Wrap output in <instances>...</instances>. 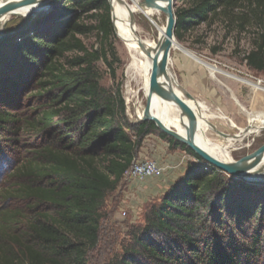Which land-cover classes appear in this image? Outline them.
Here are the masks:
<instances>
[{
	"label": "trees",
	"instance_id": "16d2710c",
	"mask_svg": "<svg viewBox=\"0 0 264 264\" xmlns=\"http://www.w3.org/2000/svg\"><path fill=\"white\" fill-rule=\"evenodd\" d=\"M174 16L177 40L215 24L225 36L248 35L242 61L264 73V0H174ZM9 32L0 39V143L32 142L15 158L0 151V264H89L107 198L153 134L197 162L128 228L105 264H259L264 187L205 164L152 122L131 124L118 87L102 85V66L116 79L107 0H57Z\"/></svg>",
	"mask_w": 264,
	"mask_h": 264
},
{
	"label": "rangeland",
	"instance_id": "374dc122",
	"mask_svg": "<svg viewBox=\"0 0 264 264\" xmlns=\"http://www.w3.org/2000/svg\"><path fill=\"white\" fill-rule=\"evenodd\" d=\"M133 1H139L140 3L146 2L144 0H128V3L132 5ZM20 21V18L12 17L5 29L8 28L9 30L16 28ZM159 21L165 24V13ZM134 27L142 38L149 40L156 39V30L152 28L149 21L142 14H134ZM175 40L180 48L177 49L173 47L171 49L168 66L170 75L176 81L175 88L179 90L177 85L181 83L191 86L194 81L192 77L195 75V72L203 73L210 77L209 69L200 62L215 67L223 72H217L215 73V77H210L211 81L218 87L217 93L210 94V92H205V96L200 95L197 98L205 99L207 104L211 103L209 105L213 106V114L219 117V119L213 121L212 125L215 129L209 128L206 131V138L213 144L220 146L225 145L226 139L217 133L229 137L239 135L240 132L231 127L228 120H234L233 122L236 125L238 124L237 127L244 129L248 124L247 110L251 111L252 109L254 94L251 87L238 79L252 81L253 83L260 81L262 87H264V73H258L249 69L242 61L243 53L249 49L250 37L248 35L239 37L235 33L225 36V31L222 26L220 24H215L211 28L201 25L194 31L186 33L180 40L176 38ZM83 42L89 46L94 44L95 38L93 35H88L83 38ZM110 42L115 50L117 59V61L114 60L112 62L116 79L115 81L111 79L108 75L107 68L102 66L104 71L102 85L105 88L118 87L125 102L126 115L129 122L131 124H138L134 123L139 121L136 116V111L146 106V97L142 89V81L137 77H135L137 78L135 79L127 72L130 57L124 43L116 36V33L115 37H113ZM214 47L219 48L217 53L211 52ZM187 54L192 55L191 57L193 58L189 57ZM226 74L233 77H228ZM226 86L229 89H227ZM259 98L263 99L264 94H260ZM236 99L239 104L241 103L246 109L245 112H241L240 107L236 104ZM226 103L229 106L230 112L229 115H224L228 117V120L220 118L222 115L221 112H223L222 110L227 106ZM22 108H24V105ZM26 142L31 143L32 141L24 140L17 145L9 142L0 143V151L8 154L11 158H15L16 154L21 152L24 148L23 144ZM263 148L264 131H261L257 135H251L235 142L234 145L229 148V152L232 161L238 162ZM186 156L189 159L187 158L176 164H158L156 162L164 169L163 175L159 178L143 181L125 180L123 178L116 192L107 198L105 204L106 218L102 221L100 243L97 250L91 253L89 264H105V260H107L108 257L120 252L119 242L126 238L128 228L140 225L143 222L147 207L151 203L159 201L172 183L184 174L187 164L197 162L195 158L187 153ZM1 173L0 171V174ZM1 175L0 183L4 179L5 174ZM230 178L245 184L264 187V184L247 183L244 180L233 177ZM258 181L264 180L258 179ZM0 206H2V204H0ZM123 213H125L124 216ZM258 263L264 264V255L258 259Z\"/></svg>",
	"mask_w": 264,
	"mask_h": 264
},
{
	"label": "bare ground",
	"instance_id": "6f19581e",
	"mask_svg": "<svg viewBox=\"0 0 264 264\" xmlns=\"http://www.w3.org/2000/svg\"><path fill=\"white\" fill-rule=\"evenodd\" d=\"M5 0H0V6L4 3ZM164 0H161V2ZM112 10H113V20L116 36L124 43L126 50L130 57V62L127 68V72L130 73L134 78H140L142 81V89L146 97L152 96V86H151V69H152V57L157 54L161 45L165 41V29H166V17H167V7L164 3L161 6L156 5L153 2L140 3L139 1H133L132 5L128 3V0H110ZM26 7L18 9L15 11V14L22 15L25 13ZM142 14L151 24L152 28L156 30L157 36L155 40H149L142 38L137 29L134 27V14ZM165 13V24L159 21L163 14ZM133 16V20H131ZM12 17L11 15L3 17L0 20V26H3L8 20ZM174 48L179 49V45L176 42L175 38L172 40ZM143 46V48L141 47ZM145 48V49H144ZM150 54L147 55L146 51ZM189 57L192 55L187 54ZM193 58V57H191ZM200 62V61H199ZM205 66L210 70L211 76L215 77V73L221 72L217 68L212 67L204 63ZM223 73V72H221ZM170 74V73H169ZM171 76V75H170ZM228 77H233L229 74H226ZM172 77V76H171ZM135 78V79H137ZM239 81L246 83L247 86L251 87V90L254 94L252 101L251 111L247 110V127L241 129L232 121L225 118L221 115L220 118L228 120L231 127L237 129L240 134L235 137H229L222 135L226 139L225 145H216L211 143L208 138H206V131L210 128L205 123L201 124L200 120H197L198 132L195 137L196 143L205 150L213 158L223 162V163H232L230 157L229 148H231L235 142L242 140L245 137L251 135H257L261 131H264V98L261 99L260 94H264V87H262L261 82L253 83L252 81H246L238 79ZM172 82L175 84V79L172 78ZM139 83V82H138ZM175 86V85H174ZM176 92L181 95L177 88ZM189 107L193 110L196 116L198 113L205 117L207 115L204 111L207 110V107L202 103H193L185 100ZM236 104L240 107L241 112H245L246 109L241 106L236 99ZM208 114V113H207ZM136 116L138 120L142 118L149 119H159L162 121L166 129H174L175 135L181 139L185 138V132L183 127L180 126L178 120V112L174 106L169 105H158L153 102L149 105L148 109L145 112V109H140L136 111ZM209 117V116H208ZM211 117V116H210ZM206 120V119H205ZM217 130V129H216ZM210 141V142H209ZM241 173L250 180H264V157L257 161H250L242 170Z\"/></svg>",
	"mask_w": 264,
	"mask_h": 264
},
{
	"label": "water",
	"instance_id": "95a60500",
	"mask_svg": "<svg viewBox=\"0 0 264 264\" xmlns=\"http://www.w3.org/2000/svg\"><path fill=\"white\" fill-rule=\"evenodd\" d=\"M57 0H5L4 3L0 6V20L3 17L10 16L15 18H20L21 21L14 29H10L9 34H13L21 28L27 27L32 24L34 21L42 18L47 15L53 5ZM110 5L111 10V20L115 32L114 20H113V10L110 3V0H107ZM147 3L153 2L158 6H161L162 3L167 7V17H166V29H165V41L161 45V48L152 57V69H151V86H152V96L146 97V106L145 112L148 109L149 105L153 102L158 105H169L174 106L178 112V120L181 127H183L185 132V138L181 139L175 135L174 129H166L159 119H149L142 118L139 122H153L156 128L167 135L168 137L174 139L175 141L188 147L195 155H197L205 164L217 169L218 171L226 174L227 176L244 180L247 183H259L264 184V181L250 180L247 179L242 173L241 170L250 162L257 161L264 157V148L255 154L243 158L238 162L232 163H223L211 155H209L205 150H203L195 141L196 134L199 130L197 125V120L200 118L199 115L196 116L193 110L187 104V101L195 103L193 98L189 96L186 92L179 91L176 92L175 86L172 82V77L169 74V56L170 51L173 48L172 40L174 37V29L176 19L174 16V0H144ZM26 7L25 13L22 15L15 14V11L21 8ZM133 20V16H131ZM9 20L0 27V39L5 37V27ZM143 48V46L141 45ZM145 49V48H144ZM146 51V50H145ZM149 52V51H148ZM147 55L150 56V54ZM175 85V86H174ZM208 127L215 129L211 124L205 123Z\"/></svg>",
	"mask_w": 264,
	"mask_h": 264
},
{
	"label": "crops",
	"instance_id": "0c3cea01",
	"mask_svg": "<svg viewBox=\"0 0 264 264\" xmlns=\"http://www.w3.org/2000/svg\"><path fill=\"white\" fill-rule=\"evenodd\" d=\"M200 63L204 65V63L202 62ZM209 76L212 77L211 72H209ZM210 77H208V75L206 74L195 72V75L192 77L194 81L191 86L181 83L177 85V87L179 88V91L186 92L189 96H191L196 103H202L207 107V110L204 111L207 117L203 116L201 112H199L198 118H200L199 120L201 124L208 123L212 125L215 119H219V117L214 115L212 112L213 106L209 105L211 103L207 104V101L205 99L197 98L200 95L205 96V92L206 93L210 92V94L217 93L218 87L211 81ZM227 89L229 88L227 87ZM226 105L227 106H225L224 109L222 110L224 113L221 112L223 116H225L224 114L229 115V112H230L229 106L227 103ZM225 118H228V117L225 116ZM187 158L188 157L186 156V153L184 151H181L180 149H170L169 144L166 141L161 140L156 134L149 135L144 139L140 147V150L138 152V155H137L138 160H141V161L153 160L157 162L158 164H161V163L176 164V163H180L186 160Z\"/></svg>",
	"mask_w": 264,
	"mask_h": 264
},
{
	"label": "built area",
	"instance_id": "2783aa9c",
	"mask_svg": "<svg viewBox=\"0 0 264 264\" xmlns=\"http://www.w3.org/2000/svg\"><path fill=\"white\" fill-rule=\"evenodd\" d=\"M134 123H137L134 122ZM164 169L153 160H135L126 171L123 178L125 180L143 181L147 179L159 178L163 175ZM125 213H123V216Z\"/></svg>",
	"mask_w": 264,
	"mask_h": 264
}]
</instances>
